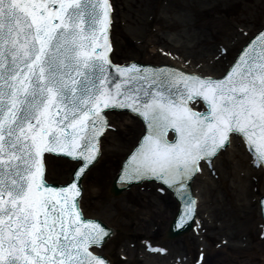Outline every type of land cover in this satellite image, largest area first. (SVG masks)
<instances>
[{"label": "snow or ice", "instance_id": "obj_1", "mask_svg": "<svg viewBox=\"0 0 264 264\" xmlns=\"http://www.w3.org/2000/svg\"><path fill=\"white\" fill-rule=\"evenodd\" d=\"M111 8L0 0V264H110L99 251L110 230L80 204L109 110L146 121L119 178L183 193L181 227L197 215L191 180L231 142L264 167V30L218 75L132 64L113 77ZM52 155L76 161L58 186L47 178Z\"/></svg>", "mask_w": 264, "mask_h": 264}, {"label": "bare ground", "instance_id": "obj_2", "mask_svg": "<svg viewBox=\"0 0 264 264\" xmlns=\"http://www.w3.org/2000/svg\"><path fill=\"white\" fill-rule=\"evenodd\" d=\"M142 1L143 6L147 7L148 13L153 14V17L154 14L159 12L157 7L153 9L154 5H156V0H147L149 6L146 5L147 3L145 0ZM162 1L163 0H159L160 3H162ZM192 1H197V5L190 3ZM202 1L203 0H190L188 2L189 4L180 5L184 8H192V10L197 9L196 13H199V11L202 13L204 12L203 14L201 13L202 16L194 14V18L195 20H199V24L202 23V25L205 24L206 26V24L209 25L214 18L209 15V11L211 9L213 10L215 5L218 4L217 2L222 0H205V3H202ZM123 19L128 20L126 16H124ZM151 20L153 22L150 24V21H148V24L157 28V30H161L160 23L162 22L157 21L155 18H151ZM193 23H195V21H192L191 24ZM213 24H218V22ZM138 25H140V23ZM147 25L138 36L142 37L140 34L143 33V37L148 38L147 35L154 33L153 29L149 28V25ZM197 25L198 22L196 21L194 27ZM240 27L242 28H239V30H244V32L247 31L245 35L244 33L238 32L235 36H231L227 42L226 40L217 41L219 45H213L212 48L207 46L204 48L202 47L204 46V44H201L203 38V26L200 30L193 33L196 38V43L199 44L196 47L190 45L193 43L190 41L191 39L186 40L189 41V45L185 41V46L176 45V43H174L175 41L167 43H165L166 41L162 42V46H160L159 40H156L155 42H158L160 47L170 50L172 53L170 60H172V62H178L190 72H198L207 76H212V74L218 75L224 71V68L228 63V52L226 55H222L220 49L221 45L224 46L226 44V46L231 47L236 40L239 41V43L241 41L246 42L255 35L252 29L249 31L248 26L241 24ZM211 30L218 32L220 30L223 31L224 29L217 25L210 27L209 31L206 32L210 33ZM190 34L192 35V33ZM154 35L151 36L154 37ZM176 35L177 34H174V37L178 38L179 35ZM143 37V43L149 42L147 39H143ZM139 42L142 43L141 40H139ZM147 48L149 49V46H147ZM156 48L157 47L153 48L147 54L149 59H155L152 53H155ZM119 114L120 115L116 116L117 123L115 122L116 124H114L117 129L120 131L131 130L130 132L134 130L135 132L136 127L132 122V119L124 113ZM106 137H108L110 141L113 139L114 143L113 145L108 143L110 146L105 144V152L108 151V147H110L109 151H117L119 139L116 134L107 132ZM131 140H134V138L132 139L131 137ZM132 142H128L129 146ZM125 152L127 153V151ZM226 153L229 154L227 159L229 165L228 163L226 165L227 169L224 167L225 165L221 160V157H224ZM107 154L102 158V161L93 164L94 167L91 171H88V176L87 174L84 176V178H89V182H84L86 187H83L81 198L83 200L86 196L93 199L96 204L95 207L97 208L95 212L97 214L99 213V218L104 221V224L108 228L112 229V235L105 241L106 247H108L109 253L112 257L116 253L119 254L120 257L124 256V258H127L125 264H209L208 262H210V264L211 262L212 264H264V251H258V246H260L261 242H264V236H262V234L264 235V219L261 213V205L259 201L260 195L257 193L259 183L264 181V171L261 168L258 169V167H255L256 164L248 151L243 146L238 145L235 140L225 148V152L220 151L215 157L213 162L215 176L206 165L202 166V171L195 175L193 182L191 183V189L193 192V198L198 200V208L194 222L189 221L190 225L192 223L195 226V229L189 233L187 231H181L175 236L172 235L171 228L175 217L179 213L180 206L174 193L169 194L166 191L165 193H159L158 185L156 184L155 187L150 186L153 190L147 188L146 194H143L138 191L137 185H135V187L125 195L117 197L116 194H112V191H114L112 190V181H114V178L112 177L114 176L113 173L115 171L109 175H107L108 173L106 174V171H98L102 162L111 159ZM59 162L60 159L57 161L55 158L48 157V169L50 168L51 172L57 174L58 167L56 166ZM66 163L68 162L66 161ZM101 175L102 179L100 178ZM140 185L142 187L147 186L144 182ZM114 193L116 192L114 191ZM234 195L236 197L235 205L234 203H231V196ZM112 196L115 198L117 197V199H114ZM131 196L135 199H140L137 204L138 207L136 205V211L134 213L118 211ZM123 201L124 204H122ZM150 201H154L155 205L153 204V206ZM118 202H121V205H119ZM81 206H83L82 201ZM237 206L240 208H237ZM134 220L142 223V226L146 228L144 229L136 225V229H138L137 232L141 235L139 241L127 236L122 240V232H124V236L126 233L129 234L128 228ZM215 226L218 227L219 234L212 233L210 237L208 236V232H206L204 235V231L212 230L211 228H214ZM158 236H160L158 240L162 241L155 243L154 246L157 245L160 248V251L149 253L147 248L153 247L149 244V240ZM208 238L212 239L213 243L217 245L215 248L214 244L208 241ZM192 240L196 242L197 250L201 246L200 250H202L203 253H201L202 256L200 258L198 256V251L195 253L190 249ZM216 242H218V244ZM226 248H229V251L230 249H233V251L237 250L239 253H244L245 250L247 251L248 249H251L250 251L252 254L249 256L252 259L247 257L238 258L237 256L230 254L227 256L222 252V250ZM214 258L218 259L215 260Z\"/></svg>", "mask_w": 264, "mask_h": 264}, {"label": "rangeland", "instance_id": "obj_3", "mask_svg": "<svg viewBox=\"0 0 264 264\" xmlns=\"http://www.w3.org/2000/svg\"><path fill=\"white\" fill-rule=\"evenodd\" d=\"M163 1H162V3H160L159 0H156V5H154L153 9L157 7L159 9V12L157 14H154V17H153V14L148 13L147 7L143 6L142 0H129V1H127V0H116L115 1L116 7H117L116 15L118 17L116 19V24H115L116 26L114 28V33L115 32L120 33V37L117 38L118 42L116 43L117 50H118L120 55L122 54V56L125 57V56H128V55L130 56V55L135 53L134 48H132V46L130 45V43L127 40H122V42L119 41V39H121V35L126 36V35L133 34L134 36H136V35L138 36V34L143 30V28L146 27V25L148 24V21H150L149 22L150 24L153 22L151 20V16L153 18L157 19V21L162 22V23H160L161 30L158 31L160 33L155 34L153 38L157 37V40H162L163 42L166 41L165 43L175 41L174 43H176V45L185 46L186 45L185 41L191 39L190 41H192L194 44L193 43H191V44L189 43V44L191 46L196 47L199 44L196 43V38L194 37L193 33H195V31H197V30H200L203 26V30H202L203 38H202V42H201V44H204V46L201 45L203 48L206 46L212 48V46L215 45V43L219 40H221V41L226 40V42H227V40L231 36H235L239 32L240 27H238V26L241 24H244V25H246L249 28H252L254 30H256V27L264 24V0H222V1H218L217 2L218 4L215 5L214 9L213 10L211 9L209 11V15L211 17H214V18L212 19V22L209 23V25L206 24V26H205V24L202 25V23L199 24V20L198 19L195 20V18H194V14L198 15V16H202V14L204 12L203 13L200 12L199 10H201V9L198 10L199 13H196L197 9L192 10V8L191 9L188 7L184 8V7H182V5H180V4L187 5V4H189L188 2L190 0H163ZM124 2L126 4H129V10H130L128 12V14L126 15V17L128 18V22L130 24L127 27L122 22V20L120 18L121 11H123L125 9L126 4L123 5ZM145 2L147 3L146 5L149 6L148 5L149 2H147V0H145ZM190 3L196 4L197 1L196 2L192 1ZM202 3H205V0H203ZM130 6H131V8H130ZM198 7H200V6H198ZM126 9H127V5H126ZM223 11H226V12H223ZM205 13H206V11H205ZM149 17H150V19H149ZM202 18H204V17H202ZM179 19H181V20H179ZM208 19H210V18H208ZM192 21L193 22L195 21V23L197 21L198 25L196 27H194L195 23L191 24ZM216 22H218V24H213ZM139 23H140V25H138ZM217 25H219V27H222V29H224V30L223 31L220 30L218 32L217 31L214 32L211 30L210 33L206 32V31H209L210 27H214ZM128 32H130V33H128ZM190 33H192V35ZM211 33H213V34H211ZM174 34L179 35V37L175 38ZM188 42L189 41H186L187 44H188ZM237 42H238V44L237 43L236 44L239 45L243 41H241L240 43H239V41H237ZM237 45H236V48L238 47ZM236 48L232 47V49H230V51H229V55H233ZM140 49H139V51H140ZM145 50H148V49H145ZM158 54H160L159 51H158ZM133 123L136 126L135 131L138 132L139 129L136 125V122H133ZM130 131L129 130H126V131L121 130L118 132L117 138L119 139V144L117 145L118 149L116 148L117 151H115V150L109 151L110 147H108V151H107L108 154H107V152H106V154L109 155L110 156L109 158H111V159L109 161L102 162L101 167H99L98 171L99 170H100V172L106 171V174L108 173L107 175L112 174L115 171V169L118 167L119 160L123 157L125 151L129 148L128 142L132 141L131 137L134 134V130H132L131 133H130ZM106 144H108V143H106ZM228 155L229 154L226 153V155H224V157H221L222 163L225 165L224 167H226V169H227V166H226L227 163L229 165V162L227 160ZM56 167H58L57 174L63 178H65V175H67V173H69V171L71 169V165L69 163H66V161H64V160L60 161L59 164L57 163ZM100 178L102 179V175ZM87 179H89V178H87ZM260 185L262 187L263 183L260 182ZM134 199L135 198H133V199L128 198L125 204L123 201L122 204H124V205L118 211H123V212L125 211L127 213H134L138 207V205H137V203H135ZM235 200H236L235 195L231 196V203H234V205H235ZM120 203L121 202H118L119 205H121ZM150 203H152V205L153 204L155 205L154 201H150ZM95 205L96 204H94V207H95ZM136 205H137V207H136ZM114 207H116V206H114ZM238 207L239 206H237V208ZM95 210H97L96 207H95ZM127 218H129V217H127ZM133 223H136V222H132L131 224H133ZM136 225L138 227L144 228V226H142V223L137 222L134 225L135 229H136ZM145 226H146V224H145ZM144 229H146V228H144ZM211 229L212 230H208V236H210V237H211L212 233H217V234L220 233L218 231L219 229L217 226H215L214 228H211ZM136 230L138 231V229H136ZM136 230H134V233L137 232ZM130 231H133V229H130ZM144 232H145V230H144ZM140 236H141L140 234H136V235L132 236V239L134 238L135 240H137V239H139ZM159 237L160 236L155 237V239H157ZM208 241L213 243V240L210 238H208ZM190 249L192 252H195V253H196V251H198L196 242L194 240H192V243L190 245ZM250 250L251 249H248L247 251L245 250L244 253H242V252L239 253V252H237V250L233 251V249H230V251H229V248H226V249L222 250V252H223V254H225L227 256L230 254V255H235L238 258L247 257V258L252 259L249 256L250 254H252ZM259 250L264 251V242H261L260 246H258V251ZM216 259H218V258H216ZM228 261H230V260H228ZM208 263L210 264V262H208ZM211 264H212V262H211ZM250 264H252V263H250Z\"/></svg>", "mask_w": 264, "mask_h": 264}, {"label": "water", "instance_id": "obj_4", "mask_svg": "<svg viewBox=\"0 0 264 264\" xmlns=\"http://www.w3.org/2000/svg\"><path fill=\"white\" fill-rule=\"evenodd\" d=\"M116 76H118V75H116ZM116 76H113V77H116ZM174 195H175V194H174ZM177 195H180V193H178ZM182 206H183V205H182ZM182 206H180L179 213H178V215H177L178 218H179V216H181V215L183 214V213H182V208H183ZM175 221H176V220H174V222H175ZM174 222H173V223H174ZM177 229H178V228L175 229L174 225L172 224L171 233H172L173 236H175V235H177V234H179V233L181 232V229H178V231H177Z\"/></svg>", "mask_w": 264, "mask_h": 264}]
</instances>
